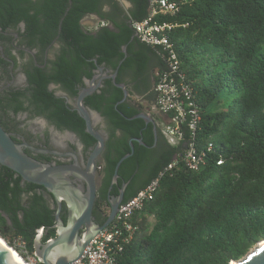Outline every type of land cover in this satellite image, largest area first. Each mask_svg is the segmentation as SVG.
<instances>
[{
  "label": "trees",
  "instance_id": "16d2710c",
  "mask_svg": "<svg viewBox=\"0 0 264 264\" xmlns=\"http://www.w3.org/2000/svg\"><path fill=\"white\" fill-rule=\"evenodd\" d=\"M127 1L129 8L120 0H0L3 30H18L30 48L58 43L49 70H27V93L21 95L27 104L14 95L13 111L32 107L89 146L95 139L85 131L84 120L48 88L50 84L75 97L84 79L103 65L118 70L117 82L126 74L136 83L137 93L147 92L154 99L150 73L155 83L165 62L158 48L139 41L132 27L147 15L148 1ZM169 1H175L178 10L157 19L184 24L168 36L200 115L192 139L196 150L204 152L203 162L193 170L179 157L163 174L134 218L138 230L118 264H230L264 239V0ZM89 14L107 24L88 30L82 20ZM122 95L120 88L105 81L83 100L108 126L101 185L92 209L98 224L107 217V189L116 162L130 151V139L140 137L145 145L132 141L133 153L117 170L118 185L113 184L111 192L117 194L127 182L122 201L142 189L191 139L182 125L184 140L170 145L158 129L153 146L151 124L128 118L142 106L130 100L117 104ZM54 211L42 186L0 168V236L9 245L19 237L33 255L37 229H44L43 242L55 236ZM61 218L65 221L64 215Z\"/></svg>",
  "mask_w": 264,
  "mask_h": 264
},
{
  "label": "water",
  "instance_id": "95a60500",
  "mask_svg": "<svg viewBox=\"0 0 264 264\" xmlns=\"http://www.w3.org/2000/svg\"><path fill=\"white\" fill-rule=\"evenodd\" d=\"M94 62H96V59H94ZM116 72L117 69L111 77L115 86L123 92L122 98L117 102L119 104L127 99L128 91L124 83L115 81ZM99 84L100 82H97V84L90 83V86L82 88L77 94L75 105L71 107L84 120L85 131L95 139L94 147L85 157L83 168L74 152L64 153V155L71 156L73 160L61 164L43 163L30 157L13 142L11 136L0 126V164L13 170L21 177L22 181L40 185L57 197V210L53 224L55 236L43 242L38 234L34 240V258L41 264H68L79 258L88 242L114 219L119 204L123 200L127 182H123L119 187L118 194L109 200V211L104 222L98 224L93 221L92 208L96 199L97 187L95 180L96 158L103 149L104 140L100 132L94 127L91 111L84 105L83 100L96 91ZM128 118H141L146 124H152L154 135L152 145L154 146L158 131L153 118L144 111ZM132 141L145 145L140 137H133L128 141L130 151L122 155L116 162L110 187L117 182V170L121 162L133 153ZM73 178L82 180L84 187L78 186ZM63 201L67 204L65 221L60 218ZM233 262L234 264H264V239L259 240L243 257L233 260ZM0 264H20L1 243Z\"/></svg>",
  "mask_w": 264,
  "mask_h": 264
},
{
  "label": "flooded vegetation",
  "instance_id": "af4514ba",
  "mask_svg": "<svg viewBox=\"0 0 264 264\" xmlns=\"http://www.w3.org/2000/svg\"><path fill=\"white\" fill-rule=\"evenodd\" d=\"M1 20L8 21V18L6 20L2 18ZM18 27L20 31L23 30V23H19ZM24 43V39L18 34V30L13 29V27H6L3 30L0 26V126L11 136L13 142L30 157L43 163L61 164L69 163L73 160L71 156L64 155V153L74 152L79 164L83 168L85 165V157L90 153L95 142L93 145L86 146L82 139L75 133L66 129H60L56 124L50 123L46 117L37 114V111L32 107L27 111H13L17 107V101L13 98L14 95L20 96L23 106L27 104L26 98L21 96L27 93V70L32 71L34 67L49 70L51 67L50 61L53 60L58 49V43L56 41H53L51 45L46 47L39 45L31 48L25 46ZM100 67L102 69H99ZM114 72L115 71H111V69L103 65H97L93 70L92 77L90 79H84V84L80 87L79 91L84 87L90 86V83L97 84V82H100L96 91H99L100 88L103 87L105 81H111L114 84L111 77ZM117 74L118 70L115 75V81ZM120 77L122 78V82L118 83H124L128 91L126 100H130L133 105H141L140 111L148 113L156 123L157 131L158 129L161 130V123L155 113L138 101L135 95L137 92L134 89L136 83L133 81L131 82L126 74H122ZM48 88L53 89L57 96L65 98L66 102L71 107L75 105L77 95L75 97H69L57 84H50ZM89 110L92 114L94 127L100 132L104 140L103 149L96 158L97 167L95 170V180L97 197L104 167L102 155L105 150V140L108 136V126L103 116L92 109ZM1 167L6 166L0 164V168ZM11 171L14 176L17 175L13 170ZM73 180L78 186L84 187V182L82 180L74 178ZM114 184L118 185L117 182ZM111 190L112 186H109L106 193V205L108 208L111 197L118 194L112 193ZM45 196L49 206L55 208V216L57 210V197L46 190ZM66 206V202L63 201L60 210V218L61 215H64L66 219ZM92 219L97 223L93 215Z\"/></svg>",
  "mask_w": 264,
  "mask_h": 264
},
{
  "label": "built area",
  "instance_id": "2783aa9c",
  "mask_svg": "<svg viewBox=\"0 0 264 264\" xmlns=\"http://www.w3.org/2000/svg\"><path fill=\"white\" fill-rule=\"evenodd\" d=\"M147 1V15L141 20L133 21L132 27L139 41L157 47L165 62V68L157 73V80L153 85L154 102L150 110L154 113L168 115V121L164 122L163 125V122L161 123L160 131L170 145H178L184 140L183 126L189 132L191 139L182 143V149L179 153H176L172 160L142 189L119 204L117 213L109 225L88 242L79 258L68 264H118V258L125 245L133 239L138 230L134 218L143 209L145 202L152 197L163 174L176 164L179 157L184 160L187 167L193 170L197 169L203 162L204 152L196 150L192 139L200 115L191 98V90L183 81L179 70L180 62L168 36V33L176 26H184V24L157 19L160 14H175L178 5L175 1L169 0ZM91 21L94 22L88 24L87 27L91 31L107 24L98 18ZM210 146L211 144H209V148ZM220 162L218 160L217 164ZM43 232V227H40L36 230L35 237L39 234V238H41ZM21 243L25 247L22 240ZM36 262L37 264L40 263L37 260Z\"/></svg>",
  "mask_w": 264,
  "mask_h": 264
},
{
  "label": "crops",
  "instance_id": "0c3cea01",
  "mask_svg": "<svg viewBox=\"0 0 264 264\" xmlns=\"http://www.w3.org/2000/svg\"><path fill=\"white\" fill-rule=\"evenodd\" d=\"M120 3L121 5L124 7V8H129L131 6L130 2L127 1V0H120ZM105 10L108 9L107 6H105L104 8ZM98 17L96 15H93V14H89V15H86L83 20H82V23L88 27V24L90 23H93L94 21H91V20H94V19H97ZM152 77V73H150V89L149 91H153V77ZM147 93V92H146ZM146 93H137L135 94L138 101L143 104L144 106H146V108H149L152 106L153 102H154V99L152 98H149L148 96H146ZM148 97V98H147ZM155 115L157 116V118L159 119V117H162L165 122L168 121V115L166 114H162V113H155Z\"/></svg>",
  "mask_w": 264,
  "mask_h": 264
},
{
  "label": "rangeland",
  "instance_id": "374dc122",
  "mask_svg": "<svg viewBox=\"0 0 264 264\" xmlns=\"http://www.w3.org/2000/svg\"><path fill=\"white\" fill-rule=\"evenodd\" d=\"M159 122L160 123L163 122L162 123V125H163L164 122H165V120L162 117H159ZM162 125H161V127H162ZM11 243H12V245H10L11 248L13 250H15V252H17V254H19L20 257H22L23 259L27 260L28 262H31L32 264H37L36 259L33 257V255L32 254H29L25 250V247L22 246L21 239L19 237L12 238Z\"/></svg>",
  "mask_w": 264,
  "mask_h": 264
},
{
  "label": "bare ground",
  "instance_id": "6f19581e",
  "mask_svg": "<svg viewBox=\"0 0 264 264\" xmlns=\"http://www.w3.org/2000/svg\"><path fill=\"white\" fill-rule=\"evenodd\" d=\"M0 243L6 247L10 252L11 254L17 259V261L20 263V264H32L31 262H28L27 260L23 259L22 257L19 256V254H17V252H15V250H13L6 242L5 240H3L1 237H0ZM231 264H234L233 261H231Z\"/></svg>",
  "mask_w": 264,
  "mask_h": 264
}]
</instances>
